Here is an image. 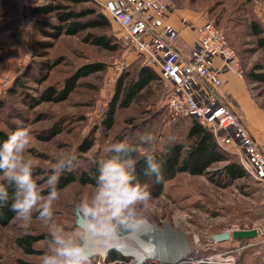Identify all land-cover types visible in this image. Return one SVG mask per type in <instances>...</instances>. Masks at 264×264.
Returning a JSON list of instances; mask_svg holds the SVG:
<instances>
[{
	"label": "rangeland",
	"instance_id": "1",
	"mask_svg": "<svg viewBox=\"0 0 264 264\" xmlns=\"http://www.w3.org/2000/svg\"><path fill=\"white\" fill-rule=\"evenodd\" d=\"M94 1L98 7L91 3L83 6L101 10L105 0ZM171 1L173 12L181 10L192 24L208 21L218 25L236 52L238 74L235 75L241 76L246 90L253 95L260 109H264V80L256 79L260 76L264 78V47L258 44V38H264V0ZM44 3V0L0 2V130L9 132L14 126L29 128L31 143L24 155L32 160L33 166L42 170L43 180H47L52 165L61 154L75 156V168L83 170L95 155L105 154L109 145L120 137L125 142L140 143L139 136L151 132L156 142L151 148L140 143L139 155H143L145 150L161 152L167 143L184 138L190 119L173 121L167 116L164 103L169 85L158 74L145 92L144 99L139 104L119 110L112 131L107 134L102 132L100 121L114 93L117 79L141 67V60L125 50L119 27L113 22L110 29L112 37L121 42L120 49L115 52L81 42L83 35H62L56 40L42 36L33 20L48 17L31 18L30 10ZM23 5L27 7L29 18L27 30L22 34L18 29V20ZM254 25L259 30L258 35L254 33ZM46 63L54 65L47 78L42 80ZM88 63H102L104 69L80 79L78 87L65 101L41 102L31 106L30 100L38 97V92L47 86L60 88L67 76ZM156 71L159 73L158 69ZM231 108L238 116L237 109ZM85 138L94 139V144L89 151L81 153L78 147ZM255 140L264 154V141ZM227 153L239 163L237 147L228 146ZM224 164H213L209 172ZM245 175L227 185L217 186L209 181V174H176L164 183L162 195L150 200V211L138 206V215L145 217L148 223L137 228L145 226L152 231L146 234L150 238L144 237L159 244L162 248L160 254L167 261L173 259L176 252L183 251L184 254L176 259L178 262L197 264V260L216 252L236 249L231 253L233 264H264V244L243 248L245 244L236 240L211 243L214 234L257 229L264 225L262 186ZM213 178L218 180L216 175ZM43 185L38 190L43 189ZM95 189L71 184L58 191L59 199L53 204V221L65 232L79 233V240L81 230L75 226L74 209L82 201L90 200ZM22 224L23 221L15 216L6 226H0V264H17L18 260L41 264L42 257L49 252L48 225L39 219V214L33 212L27 229ZM122 230L118 232L122 233ZM39 234L48 236L33 244L41 254H25L16 245V239L21 236ZM111 250L127 257L125 264H132L130 257L138 260L117 248ZM91 264L113 263L97 255L91 259Z\"/></svg>",
	"mask_w": 264,
	"mask_h": 264
},
{
	"label": "trees",
	"instance_id": "2",
	"mask_svg": "<svg viewBox=\"0 0 264 264\" xmlns=\"http://www.w3.org/2000/svg\"><path fill=\"white\" fill-rule=\"evenodd\" d=\"M46 3L37 5L31 8V18L48 17L45 19H35L34 26L44 37H50L53 40L58 39L62 35L65 36H80L81 42L90 44L97 49L115 52L120 49V43L115 41L111 34V21L95 7L98 5L94 0H44ZM1 2V0H0ZM94 4L92 6H83L85 4ZM213 23V22H212ZM216 27L218 25L213 23ZM219 28V27H218ZM255 34H259V30L254 25ZM220 29V28H219ZM226 37V35H225ZM228 43V38L226 37ZM258 44L264 47V38H258ZM54 64L46 63L44 66V76L42 80L47 78V73L51 70ZM104 69L102 63H88L82 65L69 76H67L60 88L55 86H47L40 92L38 97L31 98V106H35L41 102H63L70 94H72L79 85V80L86 78L91 74L97 73ZM155 68L141 66L134 69L131 73L121 75L116 82L114 93L108 103L104 116L100 121V129L104 133L112 131L116 122V115L119 110L129 108L134 104H139L145 96V92L151 87L152 83L157 79ZM257 80H264L262 76L256 78ZM190 122L187 126L185 136L182 140L169 142L165 145L161 152L152 151L157 162L162 166L161 171L163 181L155 183V178H149L144 175V158L139 155L138 151L133 154L138 161L136 164V181L141 185L147 184L148 190L151 193V199L158 198L162 195L164 183L173 178L179 173H188L190 175H210L209 181L215 185H227L232 181L242 178L245 175L244 169L241 165L232 160L227 151L218 147L213 135L203 126H201L194 117H188ZM15 126L9 132L0 130V143L5 141L8 136L15 130ZM115 143H127L130 145L140 146L139 142H125L122 137L118 138ZM94 144V139L85 138L79 145L78 150L81 153H86ZM115 153L106 152L102 155H95L86 169H76L71 171H64L57 184V190H62L71 184H79L82 186H91L96 188V177L99 175L98 165L99 161L111 158ZM224 162L225 164L209 172L210 167L217 163ZM43 172L39 167L33 166V178L37 186H42L39 191L41 195L48 194L47 180L42 178ZM218 176V180H214V176ZM49 176V175H48ZM2 175H0V183H3ZM11 193L12 189L9 187ZM11 203L9 200L7 206H0V226H6L16 214L11 211ZM48 238L44 234L39 235H24L16 239V245L23 253L28 255L41 254L40 250H36L33 244L41 239ZM236 240L241 244H246L250 239H230ZM96 258L93 257L91 259ZM106 259L109 263L125 264L127 257L119 255L114 250L108 252ZM121 262V263H119ZM17 264H34L18 260ZM182 264H190L188 262Z\"/></svg>",
	"mask_w": 264,
	"mask_h": 264
},
{
	"label": "built area",
	"instance_id": "3",
	"mask_svg": "<svg viewBox=\"0 0 264 264\" xmlns=\"http://www.w3.org/2000/svg\"><path fill=\"white\" fill-rule=\"evenodd\" d=\"M173 7L171 0H105L101 11L118 25L125 50L138 56L142 66L158 69L168 82L167 116L173 121L194 117L213 135L219 148L227 151L228 146L237 147L239 164L262 186L264 200V154L221 93L224 74H238L236 52L212 22L192 24L182 17L181 26L196 35L190 52L183 54L175 47L179 30L168 21ZM28 18L23 5L18 20L22 34ZM255 230L256 236L243 248L264 244V225ZM233 252L236 249L219 251L195 263L233 264ZM130 258L132 264H169L154 257L142 262Z\"/></svg>",
	"mask_w": 264,
	"mask_h": 264
},
{
	"label": "clouds",
	"instance_id": "4",
	"mask_svg": "<svg viewBox=\"0 0 264 264\" xmlns=\"http://www.w3.org/2000/svg\"><path fill=\"white\" fill-rule=\"evenodd\" d=\"M139 141L151 148L156 137L147 132L139 136ZM30 143L28 127L18 128L0 143V175L4 181L0 183V206H7L11 200L10 210L16 214L17 219L23 221L22 227L25 229L31 223L33 212H37L39 219L48 225L49 252L42 257L41 264H91V256L80 242L79 233L65 232L52 219L53 204L59 199V177L64 171H71L76 167V157L61 154L47 177L48 194L44 196L33 178V162L24 155ZM107 151L115 155L99 161V175L96 177V189L92 198L78 205L87 227L102 240L115 237L120 229L130 231L148 223L145 217L138 215V206L151 210L149 186L134 182L138 161L133 154L138 151L137 146L114 143L109 145ZM143 158L144 175L154 177L155 183L162 182V166L152 151L145 150ZM9 187L12 189L11 193ZM106 255L105 251V259Z\"/></svg>",
	"mask_w": 264,
	"mask_h": 264
},
{
	"label": "crops",
	"instance_id": "5",
	"mask_svg": "<svg viewBox=\"0 0 264 264\" xmlns=\"http://www.w3.org/2000/svg\"><path fill=\"white\" fill-rule=\"evenodd\" d=\"M182 17L186 18V14L176 9L170 15L168 21L179 30V37L175 47L183 54H188L194 45L196 35L194 31L181 26L179 19ZM223 80L224 86L221 93L225 102L237 109V117L249 133L258 140L260 139V142L264 141V109H260L253 95L246 90L240 77L234 73H227L224 74Z\"/></svg>",
	"mask_w": 264,
	"mask_h": 264
},
{
	"label": "bare ground",
	"instance_id": "6",
	"mask_svg": "<svg viewBox=\"0 0 264 264\" xmlns=\"http://www.w3.org/2000/svg\"><path fill=\"white\" fill-rule=\"evenodd\" d=\"M149 231L150 233L152 232L149 228L145 226H142L140 228L136 227L130 231L123 229L121 231L122 233L118 232L115 237H110V238H107L106 240H103V241H106L104 245H107L108 248L110 247L117 248L127 255L135 256L136 258H138L137 262H142L144 259L151 258V257H154L158 259V261H161L163 263H169V264H180L181 262H183V261L178 262V260H176L177 258H179L180 256L184 254L183 251L181 252L178 251L179 253L176 252L173 255L174 258L171 259L170 261H167V259L165 260L164 256L163 257L161 256L162 253L160 254L162 248H160L159 244H157V242L154 240H151V239L149 240L146 238V237H149V236H146V234Z\"/></svg>",
	"mask_w": 264,
	"mask_h": 264
},
{
	"label": "water",
	"instance_id": "7",
	"mask_svg": "<svg viewBox=\"0 0 264 264\" xmlns=\"http://www.w3.org/2000/svg\"><path fill=\"white\" fill-rule=\"evenodd\" d=\"M75 215V226H77L81 230V240L83 247L90 254L91 258L95 256H99L102 260L103 253L106 251L107 254L111 247H102L106 241H103L101 238L97 237L88 227L85 219L81 216L79 209L77 206L74 209ZM256 236L255 229H247V230H235L232 232L223 231L221 233H217L212 235L211 241L213 243H221L226 242L230 239H251ZM107 256V255H106ZM185 263V262H182Z\"/></svg>",
	"mask_w": 264,
	"mask_h": 264
}]
</instances>
